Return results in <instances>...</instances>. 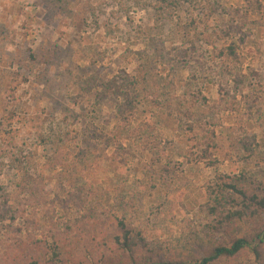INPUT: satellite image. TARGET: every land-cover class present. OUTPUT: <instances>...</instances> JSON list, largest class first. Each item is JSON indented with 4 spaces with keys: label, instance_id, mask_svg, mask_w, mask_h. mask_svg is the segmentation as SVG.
I'll list each match as a JSON object with an SVG mask.
<instances>
[{
    "label": "rangeland",
    "instance_id": "1",
    "mask_svg": "<svg viewBox=\"0 0 264 264\" xmlns=\"http://www.w3.org/2000/svg\"><path fill=\"white\" fill-rule=\"evenodd\" d=\"M228 184L264 194V0H0V264L197 259L264 229Z\"/></svg>",
    "mask_w": 264,
    "mask_h": 264
},
{
    "label": "trees",
    "instance_id": "2",
    "mask_svg": "<svg viewBox=\"0 0 264 264\" xmlns=\"http://www.w3.org/2000/svg\"><path fill=\"white\" fill-rule=\"evenodd\" d=\"M30 55L35 56L31 51ZM102 98V97H101ZM227 187L231 188L237 195L235 201L240 200L237 204L229 210L227 215L228 219H241L247 223L253 222L256 218H260L261 213L264 211V194L256 192H248L245 189L238 188L236 184H228ZM264 225V221H263ZM124 243L122 246L127 250H132V240L129 234L124 236ZM120 239L118 238V243ZM264 246V229L258 228L252 236H235L230 240L222 243H217L211 247L201 257L194 260H165L161 258H149L148 260L138 261L131 257L130 259L120 260L117 262L98 263V264H212L223 258H235L244 252H250L259 256Z\"/></svg>",
    "mask_w": 264,
    "mask_h": 264
}]
</instances>
